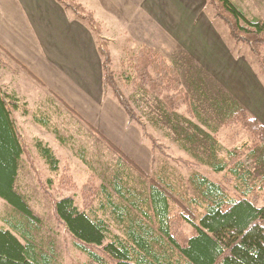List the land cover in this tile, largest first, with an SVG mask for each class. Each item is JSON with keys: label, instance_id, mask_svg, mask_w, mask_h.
<instances>
[{"label": "trees", "instance_id": "obj_1", "mask_svg": "<svg viewBox=\"0 0 264 264\" xmlns=\"http://www.w3.org/2000/svg\"><path fill=\"white\" fill-rule=\"evenodd\" d=\"M58 2L99 31L100 24L94 14L82 4L75 0ZM206 3L215 11V17L227 25L234 41L250 46L264 74V21L248 17L232 0H206ZM98 52L102 58L104 90L122 108L128 121L138 127L142 139L150 143L153 164L154 153L157 150L164 153L165 146L149 133L124 87L161 98L167 112L182 108L192 112V98L183 86L180 73L162 53L147 45L122 61L120 72L113 68L108 41L100 42ZM2 67L12 66L0 57ZM234 104L237 106L224 120V126L240 127L250 135L251 142L231 148L227 157L210 163L215 172H226L222 181L213 182L202 174L193 176L191 183L197 197L181 196V199L155 180L150 181L149 191L145 188L139 191L126 171L125 161H133L109 143L121 154L117 170L102 184H98L94 174L88 177L80 189L81 210L73 195L58 198L53 195L55 189L73 191L78 186L70 168L61 169L56 152L42 140L35 142L41 158L57 175L45 181L39 179L41 189L50 197L53 216L73 237L76 249L88 258L76 264H264V177L258 179V184L251 182L238 195L230 194L235 180L246 182L251 176L244 168L245 158L254 157L264 165V124L237 101ZM21 109L23 115H29L19 98L5 92L0 84V197L14 212L4 217V226H0V264H62L55 247L44 248L38 241L40 219L16 189L24 155L34 167L14 116ZM39 114L32 115L33 121L66 144V138L51 124L49 117ZM84 155L82 150L81 160L92 170V162ZM184 164L189 165L187 161ZM102 195L106 201L100 204ZM98 202L122 236L113 234L104 218L90 215L89 211ZM184 225L191 227L190 233L184 230Z\"/></svg>", "mask_w": 264, "mask_h": 264}, {"label": "rangeland", "instance_id": "obj_2", "mask_svg": "<svg viewBox=\"0 0 264 264\" xmlns=\"http://www.w3.org/2000/svg\"><path fill=\"white\" fill-rule=\"evenodd\" d=\"M93 1L94 3L91 0V4H88L96 11L94 18L100 26L98 32L92 29L98 37V45L102 40L109 42L113 68L117 72L122 71V61H126L128 56L142 45H147L162 53L178 69L183 86L192 98V112H187L186 108L167 112L161 98L135 93L130 86L124 87L126 95L130 97L138 114L146 123L149 133L165 146L164 153L159 150L154 153L153 164L148 159L147 165L141 167L129 158L133 163L125 161L127 173L139 191L142 188L149 191L150 181L155 180L169 187L181 199V196L197 197L191 183L193 176L202 174L213 182L222 181L226 172H215L210 163L215 159L227 157L231 148L251 142L250 135L240 127L224 126V120L230 117L231 111L237 106L234 102L237 101L264 124V74L257 57L249 45L234 41L227 25L215 17V11L208 7L207 3L204 14L212 26L213 36L219 42L215 43L211 37H205L200 43L194 39L193 42H181L176 36L178 33L171 30V34L170 30H167V18L158 14L143 17L141 25L134 23L133 27L138 31L137 36L134 34L135 40L125 43L122 39L125 33L120 18L113 15L110 5L104 7L105 1L103 5L101 0ZM232 1L242 7L248 17H257L264 21V0ZM70 14L78 18L72 9ZM78 20L85 23L81 19ZM124 27L125 30L128 28L126 22ZM129 34L132 35L131 31ZM104 36L110 40L116 37L115 43H110ZM8 62L11 64L10 60ZM11 66L0 68V77L3 81L8 78V92L18 95L21 105L29 110L28 116L23 115V109L15 113V116L21 137L34 162L32 167L28 156L24 155L16 189L34 215L40 219L36 236L42 246L55 247L62 264L85 262L88 260L87 256L76 249L73 237L55 220L50 197L40 187L39 179L45 181L57 175L50 171L41 158L35 142L42 140L56 152L61 169L68 166L78 186V189L73 191L55 189L52 191L53 195L57 198L73 195L81 210L82 185L91 174L96 176L98 184L109 180L117 170L116 164L121 154L102 137L94 134L86 124L48 97L41 88H36L30 79L18 74L12 64ZM39 113L49 117L51 124L66 138V144L60 143L52 132L33 121L32 115H41ZM145 142L150 145L147 140ZM82 150L86 153L84 156L92 162V170L82 162ZM184 161L189 165L184 164ZM243 162L245 170H249L251 176L246 182L235 180L234 185L230 186L232 196L238 195L240 190L248 189L252 183L258 184V179L264 177V165L259 164L254 157H247ZM120 172L123 173L122 170ZM110 191L113 192L112 189ZM105 201L102 195L100 204ZM99 202L93 211H89L90 215L104 218L112 233L122 236L109 213L104 214L100 209ZM12 213V207L0 197V226H4L3 218L10 217ZM184 230L190 233L191 227L184 225Z\"/></svg>", "mask_w": 264, "mask_h": 264}, {"label": "crops", "instance_id": "obj_3", "mask_svg": "<svg viewBox=\"0 0 264 264\" xmlns=\"http://www.w3.org/2000/svg\"><path fill=\"white\" fill-rule=\"evenodd\" d=\"M75 1L96 16L91 0ZM103 1L104 7L110 5L113 15L120 18L125 43L137 36L134 23L141 25L143 17L158 14L168 19L167 30L178 33L181 42L194 39L200 43L205 37L219 42L204 14L206 0H101L102 5ZM78 19L58 0H0V57L10 60L18 74L30 79L94 134L144 167L148 159L152 163L150 148L138 127L104 90L98 37ZM105 38L115 43L116 37ZM0 84L10 93L8 78L3 81L0 77Z\"/></svg>", "mask_w": 264, "mask_h": 264}]
</instances>
